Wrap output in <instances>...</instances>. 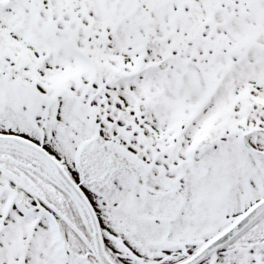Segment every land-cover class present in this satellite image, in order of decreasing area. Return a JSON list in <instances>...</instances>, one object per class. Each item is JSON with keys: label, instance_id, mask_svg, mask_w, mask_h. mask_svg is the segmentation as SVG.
<instances>
[{"label": "snow or ice", "instance_id": "6c2138e0", "mask_svg": "<svg viewBox=\"0 0 264 264\" xmlns=\"http://www.w3.org/2000/svg\"><path fill=\"white\" fill-rule=\"evenodd\" d=\"M0 264H264V0H0Z\"/></svg>", "mask_w": 264, "mask_h": 264}]
</instances>
